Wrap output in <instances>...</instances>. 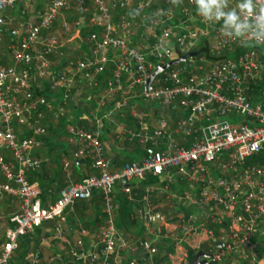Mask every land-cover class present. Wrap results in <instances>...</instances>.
Here are the masks:
<instances>
[{"label":"built area","instance_id":"built-area-1","mask_svg":"<svg viewBox=\"0 0 264 264\" xmlns=\"http://www.w3.org/2000/svg\"><path fill=\"white\" fill-rule=\"evenodd\" d=\"M31 1L0 0V150L9 154L5 159L0 151V195L17 200L16 209L6 215L11 226L0 237V264L11 262L19 237L32 234L44 222L52 223V236L60 239L63 211L76 200L90 198L92 191L101 196L103 219L95 244L84 248L77 239L75 248L68 249L74 264H118L123 255H130L125 264H135L136 252L153 255L152 241L133 243L119 238L113 218L115 185L125 180L127 184L120 190L128 199V183L140 181L146 174L155 176L158 183L145 187L142 219L164 221L165 215L155 211L150 201L155 193L173 207L175 229L164 233L173 242L188 238L195 251L205 245L200 250L211 255L208 261L213 264L222 263L241 247H246L253 261L257 246L253 238L264 226V162L246 163V159L264 150V48L259 46L264 43V0L237 5L238 20L232 30L225 22L215 21L228 20L229 15L222 16L221 11L225 0H218L207 15L196 0H158V5L157 0H46L33 17L27 11ZM195 11L202 26L192 28L189 22L195 21ZM60 13L71 19L73 37L89 30L83 39L86 49L75 65L54 75L49 57L62 48L60 34L52 33ZM66 19L60 21L61 33L70 30ZM140 26L144 40L135 38ZM3 34L7 35L6 51ZM202 37L210 38L209 61L187 55L148 84L157 66L188 54ZM227 53L235 55L224 56ZM206 62L205 70L202 65ZM107 68L100 86L97 76ZM43 82L47 97L36 94L32 86L42 88ZM76 82L87 86L85 101L98 84L93 101L101 115L94 127L70 119L65 125L67 140L73 144L72 158L87 157L93 172L78 182L68 179L66 172V184L51 204L42 206L36 183L26 177L40 166L32 151L46 135L42 112L58 120L71 103L73 111L79 108L74 99ZM53 91L59 95L53 96ZM135 100L160 108L175 104L182 115L171 127L163 117L150 122L144 110L134 108ZM116 114L132 117L134 128L120 127L115 138L135 141L142 155L139 161L124 162L109 171L99 123L104 119L115 124ZM178 137H188V144L179 143ZM177 182L186 183L188 190L175 195L170 185ZM173 199L194 211L184 214ZM215 241L222 245L215 247ZM24 258L29 264L39 263L38 252L26 253ZM254 263L264 264V260Z\"/></svg>","mask_w":264,"mask_h":264},{"label":"crops","instance_id":"crops-1","mask_svg":"<svg viewBox=\"0 0 264 264\" xmlns=\"http://www.w3.org/2000/svg\"><path fill=\"white\" fill-rule=\"evenodd\" d=\"M244 1L245 0H225L221 4L222 16L232 15L235 17V20L231 23H229L228 20L223 21L222 19H215V21L217 23L225 22L226 27L232 30L238 20L237 14L234 9L237 5L243 3ZM156 2L158 4V0ZM38 8L41 9V6H38ZM6 14L8 16L11 15L9 11H6ZM193 15V19H195V21H191V23L189 22L191 27L193 28L202 26V24H200L199 22L196 11L193 13ZM205 38L207 39V44H209L210 38ZM3 40V49L4 51H6V34H3ZM205 59L209 61V59ZM108 69L109 68H107L106 70ZM107 75L108 73L104 74V78H106ZM100 86H102V81ZM34 89H36V93H40V91H42L40 90L41 88L36 87L35 85ZM98 93V91L95 93V99L97 98ZM84 98L85 96L78 98L77 105L80 110L78 109L77 112H74L72 108L67 110L61 120H64L66 122L70 119L73 120L74 123L81 124L84 127H94V120L97 119V117H100L101 112L100 110L96 109L94 101L91 97L88 101H85ZM51 99V105L55 106V98L52 96ZM149 106H152V108H149L147 109V111H145L149 119L150 117H152L151 119L162 117L163 115H165V113H172L173 109H175V120L182 115V112L176 107L175 104L160 108L156 103H145L139 100H135L134 107L136 110H144L143 107L147 108ZM47 115L48 118H50V120L52 121L51 125L53 127V131L46 136L47 139L50 140L49 142H54V144H48L47 141L42 139L41 146L32 151V155L40 160V166L36 170L37 172L34 171L37 174L35 177H31L32 179H30L29 176L34 172L27 173V180L29 182L36 183L37 185L38 197L42 206H47L54 201L57 196L58 190L66 184V172L68 173V179L74 182H78L81 178L90 174L92 171L90 168V161L87 157L79 159L72 158L73 144L66 140V138H58L61 137V135L57 134L60 130V127H58L57 125L59 124L60 126V122L58 120L55 121V119L53 120L51 115H49L48 113ZM115 117V124H108L104 119H101L99 123V139L105 151V158L107 161L106 168L109 171L119 169L124 162L133 160L139 161L142 155V148L135 141H118L115 138L116 132L120 127L133 129L134 119H132V117H130L128 114H116ZM174 118L169 120L164 118L167 121L169 127H171L174 123ZM151 121L152 120H150V122ZM58 141H63V144L65 143L66 147L61 153V157L57 159L56 148H63L62 146L59 147ZM177 141L186 146L189 142V138L178 137ZM54 147L56 148L54 149ZM0 151L2 152L5 159H9V154L6 151ZM58 161L59 165H61L60 170L57 169ZM64 163L67 164V167L64 166ZM125 183V181H119L115 185V191L113 194L114 204L116 208L113 218L117 236L119 238L129 240L133 243L144 239L150 240L156 248V252L153 255L142 254L139 251L136 252L133 255V257L136 259L135 264H155V262H153L154 255H157L162 261H167L168 264H178L183 259L190 262L192 258L190 259L189 251H193V254L198 251H195L191 248V240L186 238L185 241L182 242H173L170 237L165 236L166 234L164 235L166 231L175 229V221L172 216L174 213L173 207L169 206L166 202L164 203V200L161 199L160 195L153 193L150 195L151 204L155 211H158L165 215L164 221L148 223L144 219H142L140 215L143 208L141 198L144 195L145 187L148 185L157 184L158 180L157 183H143L142 180L128 183L130 187L128 199L127 195L122 193L120 190L122 185H125ZM170 188L173 193H175V195H179L180 192H185L188 190V185L184 182H177L175 184H171ZM3 196L5 197L4 199L2 198ZM0 199V207L4 206L2 204V201L4 200H15L17 205L16 198L14 199L10 196L1 194ZM161 200L163 203H160ZM174 202V206H176L178 210H180L184 214H188L194 211V208H192V206H182L177 200H174ZM13 210L14 209L10 210V212ZM63 216L65 220L62 225V233L60 239L53 238L52 223L50 221L44 222L42 225L36 227L33 233L27 236L29 239L27 243L28 250L25 252V254L29 252H38V264H69L70 262H72V259L68 255V249L75 248V241L77 239H80L82 241L84 248H88L96 243L97 230L101 225L103 219L102 201L99 192L92 191L90 198L84 200H76L70 208H66L63 211ZM200 220L201 218L199 217L198 221ZM10 226L11 223L6 220L4 222V228ZM1 236L2 232L0 233V237ZM202 246L204 247L205 245L202 244L200 249H203ZM167 247L171 249L170 252L165 251ZM118 254L120 256L123 255L120 251L118 252ZM182 254L186 255V257H183V259L180 256ZM249 256L250 254L246 247H241L235 253L228 255V257H226V259L223 260L220 264H245V262L248 264H254L252 263V260H248ZM24 257V264H29L25 261ZM129 257L130 255H123L122 257H119L117 259L118 264H125L126 260ZM138 259H140L141 262H138ZM163 263L164 262L160 261L157 264ZM207 264L213 263L207 260Z\"/></svg>","mask_w":264,"mask_h":264},{"label":"trees","instance_id":"trees-1","mask_svg":"<svg viewBox=\"0 0 264 264\" xmlns=\"http://www.w3.org/2000/svg\"><path fill=\"white\" fill-rule=\"evenodd\" d=\"M158 5V4H157ZM156 5V6H157ZM156 6H152V8L156 7ZM115 14L117 13L116 11L114 12ZM72 17V16H71ZM89 30V28H86V29H83L80 34H79V39H80V44H79V50H76L77 53H79L80 51H84L86 49V45L85 44V41L83 40L84 39V36L86 34V32ZM246 47V46H245ZM66 48H60L59 49V52H58V59H57V62L52 65V69H53V74L54 75H57L58 71H61L62 68L65 66L66 64V60H64V57H63V52L62 51H65ZM238 51V48L235 49V52ZM189 53H193V57H198V56H203L204 58H207V59H211L210 55H209V51H208V44H207V39L205 37H202L199 41V43L192 47L189 51ZM235 53H227L225 54L224 56H227V57H234ZM181 56V55H180ZM108 73V70H105L102 74L98 75L97 77V80L98 82L100 83L101 82V78L104 76V74ZM101 84V83H100ZM33 86V89H34V85L32 84ZM42 91H40L41 94H43L45 97H47V88H46V84L43 82L42 83V88L40 89ZM35 93H36V89H34ZM37 94V93H36ZM51 94L53 96H58L59 95V92L58 91H53L51 92ZM252 98V97H251ZM256 99V98H255ZM79 108H75L74 109V112H77ZM80 110V109H79ZM43 123L46 125V135L50 134L52 131H53V127H52V121L50 120V118H48V115L46 113L45 110H43ZM62 118L58 119V121L60 122V126L59 124L57 125L58 127H60V130L57 134L59 135H67V132H66V129H65V125H66V122L64 120H61ZM56 121V120H55ZM58 122V123H59ZM44 135L42 136V139L47 141L48 144H54V142H49L50 140L47 139V136ZM58 145L59 147L62 146L63 148H56L54 147V149L56 148V158H60L61 157V153L63 152V149H65L66 147V144L64 143L63 144V141H58ZM5 158V157H4ZM264 150L260 151L258 153L257 156H253L251 158H247L246 159V163H263L264 162ZM61 168V165H59V161L57 163V169L60 170ZM93 172V169H91ZM37 172V171H36ZM36 172L32 173L29 178L32 179L31 177H35L36 176ZM27 177V175H26ZM143 183H150V182H155L157 183V178L155 176H152L151 174H146L144 176V178L142 179ZM211 227H214L216 228L217 225L216 224H213L211 223L210 224ZM28 235H24V236H21L18 238L17 240V246L15 248V250L13 251L12 255H11V262H9L8 264H14V263H18V264H24V260H23V257H24V254L25 252L28 250ZM260 237L262 239H264V235H260ZM254 239V238H253ZM259 240V241H256V239H254V241L256 242V255H255V259L252 261V263L255 262L256 259H259V258H263L264 260V240ZM259 242V244H258ZM166 252H170L171 249L169 247H167L165 249ZM189 255H190V259L193 257V251H189ZM248 260H250V256L248 257ZM164 262L163 264H168L167 261H162L161 259H159V257L157 255H154L153 256V262H155V264H157L158 262ZM138 262H141L140 259H138ZM69 263V262H68ZM74 263L73 261L70 262L69 264H72ZM245 264H248L245 262ZM256 264V263H254Z\"/></svg>","mask_w":264,"mask_h":264},{"label":"rangeland","instance_id":"rangeland-1","mask_svg":"<svg viewBox=\"0 0 264 264\" xmlns=\"http://www.w3.org/2000/svg\"><path fill=\"white\" fill-rule=\"evenodd\" d=\"M45 2H46V0H32L31 1L30 5L27 7L28 13H30V15H32L31 17H33L39 11L40 8H38V6H41L42 7L41 4H43ZM65 18H68V19H66V22L69 23L68 25H69V29L70 30L67 33H61L60 21L65 20ZM69 20H71V19L69 18L68 14H61L60 13V15L58 16L57 21L54 22V25L52 27V33L55 34V35L58 34V33L60 34L59 39H60V41L62 43V47L63 48H66L65 51H62L63 52V57L66 60L65 67L62 68L63 69V72H65L66 69H69V68L73 67L75 65L76 60H77V57L80 54L83 53L82 51H80L79 53H77V51H76V50H79L80 49L79 48L80 47L79 46L80 39H79V37H73L74 36L73 35L74 32H72V29H71ZM136 29H137L136 30V35H138V36H136L135 38L136 39H141L142 38L144 40L145 39L144 38V35L141 32L143 30V28L140 26V27H137ZM139 33H141V34H139ZM259 46H260V49L264 48V43L261 44V45H259ZM57 59H58V54L57 53L55 55H51L49 57L50 67L57 62ZM207 65H208L207 62L202 65L205 70L207 69ZM124 84H125V82H124ZM97 87H98V84L90 92L91 93V96H92L91 98L93 100H95V93L98 91ZM75 88H76L75 89V92H76L75 94L77 96H75L74 99H78L79 97L80 98L81 97H84V95L88 93V89H87V86L85 85V83L82 84L80 82H76ZM122 91L125 93V90H122ZM71 105H72V103H71ZM71 105L68 107L67 110L71 109ZM149 108H152V106H149L147 108L143 107L144 111H147V109H149ZM174 110L175 109H173L172 113L171 112H169L167 114L165 113V115H163L162 117L166 118L167 120L173 119L174 116H176L175 113H174ZM151 118L152 117H150V119H149V117H148V121H150ZM175 118H174V120H175ZM58 138L59 139L66 138V140H67V136H65V135H61V137H58ZM2 198L4 199L5 197L3 196ZM161 202L162 201H160V203ZM2 204L4 206L0 207L1 208L0 209V233L2 232V230L4 228V222L7 220V216L6 215L10 212V210H12V209L15 210L16 209V207H15L16 201L15 200H4V201H2ZM261 231H264V226H260L259 232H261ZM259 232L254 237V239H256V241H259V240L262 239L260 237V235H259ZM262 240H264V239H262ZM258 244H259V242H258ZM256 249L254 250L255 255H256V251H257Z\"/></svg>","mask_w":264,"mask_h":264},{"label":"water","instance_id":"water-1","mask_svg":"<svg viewBox=\"0 0 264 264\" xmlns=\"http://www.w3.org/2000/svg\"><path fill=\"white\" fill-rule=\"evenodd\" d=\"M187 55H193V53H188V54L182 55L176 59H173V60L166 62L162 66H157L156 69L153 71V73L150 75V77L148 79V84L153 79V77L156 76L158 73L167 69L169 66H171L173 64L182 62ZM121 181H125V180L122 178ZM213 244L215 247H219L222 245L221 241H215V242H213ZM210 258H211V255L209 253H206L202 250H198V251H196V253L192 257V259L190 260L189 264H207V260Z\"/></svg>","mask_w":264,"mask_h":264},{"label":"clouds","instance_id":"clouds-1","mask_svg":"<svg viewBox=\"0 0 264 264\" xmlns=\"http://www.w3.org/2000/svg\"><path fill=\"white\" fill-rule=\"evenodd\" d=\"M196 3L200 6V10L207 15L212 11L214 7L217 6L218 0H196ZM245 7H249V5H245ZM217 15H221L220 13H217ZM235 20V17L232 15H229L228 22L231 23Z\"/></svg>","mask_w":264,"mask_h":264}]
</instances>
